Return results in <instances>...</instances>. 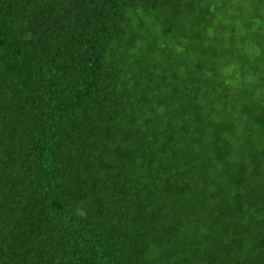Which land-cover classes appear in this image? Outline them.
Instances as JSON below:
<instances>
[{"label":"trees","instance_id":"trees-1","mask_svg":"<svg viewBox=\"0 0 264 264\" xmlns=\"http://www.w3.org/2000/svg\"><path fill=\"white\" fill-rule=\"evenodd\" d=\"M0 264H264V0H0Z\"/></svg>","mask_w":264,"mask_h":264}]
</instances>
